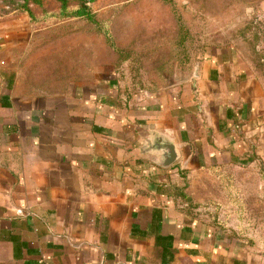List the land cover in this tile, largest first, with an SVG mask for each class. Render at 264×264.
<instances>
[{
    "label": "crops",
    "instance_id": "obj_1",
    "mask_svg": "<svg viewBox=\"0 0 264 264\" xmlns=\"http://www.w3.org/2000/svg\"><path fill=\"white\" fill-rule=\"evenodd\" d=\"M246 5L264 16V0ZM17 21H0V264H264V230L251 241L218 227L176 182L244 161L258 178L264 70L253 44L207 46L192 74L128 106L108 71L58 58L69 84H36L26 60L36 30ZM155 134L176 145L169 167L146 148Z\"/></svg>",
    "mask_w": 264,
    "mask_h": 264
},
{
    "label": "rangeland",
    "instance_id": "obj_2",
    "mask_svg": "<svg viewBox=\"0 0 264 264\" xmlns=\"http://www.w3.org/2000/svg\"><path fill=\"white\" fill-rule=\"evenodd\" d=\"M65 5L68 16L61 0H0V21L19 20L36 30L26 60L32 61L29 75L40 79L33 81L48 90L69 84L58 81V58L78 70L85 65L96 77L108 71L131 106L192 74L205 47L234 50L236 39L249 53L254 45L264 70V16L251 9L248 16L246 0H66ZM83 6L90 13L75 14ZM243 164L206 167L191 177L187 170L176 182L191 212L235 236L257 239L264 230V194L256 191L264 187V165L255 164L258 178L252 183ZM253 184L254 194L247 190Z\"/></svg>",
    "mask_w": 264,
    "mask_h": 264
},
{
    "label": "water",
    "instance_id": "obj_3",
    "mask_svg": "<svg viewBox=\"0 0 264 264\" xmlns=\"http://www.w3.org/2000/svg\"><path fill=\"white\" fill-rule=\"evenodd\" d=\"M147 150L155 149L161 152L160 165L163 167L171 166L178 158L176 145L173 141L155 134L154 140H147Z\"/></svg>",
    "mask_w": 264,
    "mask_h": 264
},
{
    "label": "trees",
    "instance_id": "obj_4",
    "mask_svg": "<svg viewBox=\"0 0 264 264\" xmlns=\"http://www.w3.org/2000/svg\"><path fill=\"white\" fill-rule=\"evenodd\" d=\"M62 1V10L64 12H66L65 14L68 16L70 14V11H67V6L65 5V1L66 0H61ZM64 3V4H63ZM28 12H30L31 14V9L29 7H27ZM90 13L88 7L83 6V7H79L76 11L75 14L78 15H88Z\"/></svg>",
    "mask_w": 264,
    "mask_h": 264
}]
</instances>
